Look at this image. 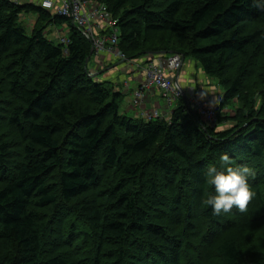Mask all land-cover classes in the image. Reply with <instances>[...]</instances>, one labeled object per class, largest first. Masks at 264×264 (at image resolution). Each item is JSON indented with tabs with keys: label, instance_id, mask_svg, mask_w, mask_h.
Returning <instances> with one entry per match:
<instances>
[{
	"label": "trees",
	"instance_id": "16d2710c",
	"mask_svg": "<svg viewBox=\"0 0 264 264\" xmlns=\"http://www.w3.org/2000/svg\"><path fill=\"white\" fill-rule=\"evenodd\" d=\"M97 1L129 59L176 52L216 76L218 122L183 96L170 121L123 113V93L88 74L92 43L76 26L0 0V264H246L239 240L264 225V13L252 0ZM64 22L69 42L55 43L46 29ZM221 154L255 170L242 214L204 204Z\"/></svg>",
	"mask_w": 264,
	"mask_h": 264
},
{
	"label": "built area",
	"instance_id": "2783aa9c",
	"mask_svg": "<svg viewBox=\"0 0 264 264\" xmlns=\"http://www.w3.org/2000/svg\"><path fill=\"white\" fill-rule=\"evenodd\" d=\"M16 4H25V0H10ZM41 6L52 14L66 17L76 28L91 41L95 55L108 51L114 54L123 62L137 67L146 73L144 82L133 92L132 104L139 107L144 103L146 91L151 88H159L163 98L168 105H172L178 98L184 95V91L177 86L176 80L166 74L165 66L172 73H178L183 66V57L179 53L172 54H147L144 58L131 60L119 48V29L117 20L112 15L105 3L97 0H60L55 3L53 0H42ZM64 44L69 42L68 32L60 37ZM191 91L189 104L205 121L214 125L218 122L216 105L211 99L204 95L195 94ZM173 111V110H172ZM148 110L144 112L146 118L159 116Z\"/></svg>",
	"mask_w": 264,
	"mask_h": 264
},
{
	"label": "rangeland",
	"instance_id": "374dc122",
	"mask_svg": "<svg viewBox=\"0 0 264 264\" xmlns=\"http://www.w3.org/2000/svg\"><path fill=\"white\" fill-rule=\"evenodd\" d=\"M185 9L187 11V8H185ZM25 23L28 24V27L31 25L28 22V20H25ZM33 26H31L29 28L32 29ZM52 38H53V41L55 43L59 42V39L54 38V37H52ZM119 48L121 50V47H119ZM99 57H97V58H98L99 63L102 65V67H104L103 65H105L104 60H106V62L108 64H112V65L114 64V61L112 62V60L103 58V56H101L100 58ZM142 58H144V57H138V58H134L131 60H138V59H142ZM94 59H95V55L92 56L91 61H95ZM189 59H191V60L193 59L198 64V66L192 67V73L189 74L190 79H189V81H187V83H185L183 85L190 88L191 91L195 90L196 91L195 94L204 95V96L209 97L211 99V101L218 108V106L220 104V100H221L223 93H224V88H223V86H221V84H219L220 83L219 79L216 76H208L204 72V70L202 69L201 64L196 59H194V58H189ZM189 61H188V63H189ZM263 61H264V59H263ZM115 64H118V65L124 64V62L123 61L121 62L119 59H117L115 61ZM183 64H184V62H183ZM115 67H117V66H115ZM165 69H166L165 70L166 74L168 76L173 77L174 80H176V78L178 77V74L172 73L170 70H168L169 69L168 65L165 66ZM87 70H88V72H89L88 74L91 76V78H94L95 81L100 82V80L96 79L97 76L96 75L94 76V73L92 72L91 63H88ZM229 71H230V67H229ZM106 78H108V75L106 76ZM105 81H107L106 84H108L109 87L113 88V91L116 90V88L114 87L115 84L113 82L109 81L108 79L102 80V82H105ZM124 96H125V94L123 93V98H124ZM212 98L214 99V101ZM165 102H166V100H165ZM123 106H124V104L122 103V107ZM238 106H239L238 100L232 101L229 105H227L226 107H224L222 109L220 116H222L223 119H225L226 116L232 117L235 114V110ZM122 107H121V111L123 113H125L129 116H132L130 111H127L128 108L123 109ZM168 109H169V107H164V110H165L164 111L163 109H158V108L152 109V108H147V107L144 108L143 107L142 108L143 111L141 109H137L136 111L139 114L138 117H142V116L145 117V115H144L145 111L151 110V111H153L152 113H155L157 110H161L159 116H155V118H160V119L170 121L172 118L171 117L172 111L170 112V110H168ZM220 120H222V119L220 118ZM203 121H204V119H203ZM232 124H233L232 121L225 119V120H222V122L218 128L219 129L228 128ZM248 209H249V207H247V210ZM236 211H238V210H236ZM47 213H48V211H47ZM238 214H242V213L240 212ZM231 216H233V215H231ZM185 234H186V231H184V229H182L181 230V237H185ZM234 234H236V238H237L238 233H234ZM239 245H240V249H241L242 259L245 261L246 264H248V263L249 264H258L256 262H254V260H253L255 257L260 258L264 261V225H262V226L260 225L259 227H256L255 229L248 230L246 232V234L243 236V239L239 240ZM213 255L214 256H211V258H209L207 260L206 264H225L221 256H219L218 254H213ZM250 257H252L253 259L250 260Z\"/></svg>",
	"mask_w": 264,
	"mask_h": 264
},
{
	"label": "crops",
	"instance_id": "0c3cea01",
	"mask_svg": "<svg viewBox=\"0 0 264 264\" xmlns=\"http://www.w3.org/2000/svg\"><path fill=\"white\" fill-rule=\"evenodd\" d=\"M25 1L28 3H34L38 5L41 3L42 0H25ZM53 1L55 3L60 2V0H53ZM23 18L25 20H28V22L31 24L29 27L35 25L37 21V15L35 14H26L24 15ZM69 23L64 22L61 24H50L46 29V35L52 40H53L52 37L60 39V35H63L65 32H69L70 30ZM101 56H103V58L112 60V62L114 61V64L113 65L108 64L106 60H104L105 65H103L104 67H102V65L98 61L97 56L95 55V59H94L95 61H91V59L89 61V63H91V69H92V72L94 73V76L96 75L97 76L96 79L100 81L108 79L109 81L115 84L116 90L121 91L122 93L125 94L123 101H122V103L124 104L123 109L128 108L127 111H130L133 117H138L139 114L136 110L137 109L142 110L143 107L152 108V109L158 108V109H163V110H164V107H169L168 110H170V112L175 108L176 105L175 106L174 104L168 105V103L165 102V99L163 98L161 90L159 88H151L150 90H147L144 103L140 105L139 107L134 106L132 104L133 92L144 82L146 78V73L141 71L137 67H134L128 64L127 62H126L127 64L125 62L124 64H119V65L115 64V61L118 58L114 54L108 51L100 52V57ZM187 60L188 61L190 60L189 63ZM196 66H198V64L193 59L191 60L189 58H185L183 67L178 72L179 82H180L181 87L184 89V94L187 96V101L189 97L191 96V89L183 84L189 81L190 79L189 74L192 73V67H196ZM107 75H108V78H106ZM158 111L160 112L161 110H158Z\"/></svg>",
	"mask_w": 264,
	"mask_h": 264
},
{
	"label": "clouds",
	"instance_id": "9594fccd",
	"mask_svg": "<svg viewBox=\"0 0 264 264\" xmlns=\"http://www.w3.org/2000/svg\"><path fill=\"white\" fill-rule=\"evenodd\" d=\"M39 5H41V3ZM252 6L255 7L258 12L264 13V0H252ZM94 54L95 52L93 49L92 56ZM162 54L172 53L163 52ZM187 103L189 104V99ZM232 165L233 161L230 159L229 155L221 154L218 161L208 165L204 172L207 185L212 186L213 189L204 200V204L210 207L213 216L219 217L223 214L230 213L234 208L244 213L254 196L249 186V178L255 175V170L247 165L235 167Z\"/></svg>",
	"mask_w": 264,
	"mask_h": 264
},
{
	"label": "water",
	"instance_id": "95a60500",
	"mask_svg": "<svg viewBox=\"0 0 264 264\" xmlns=\"http://www.w3.org/2000/svg\"><path fill=\"white\" fill-rule=\"evenodd\" d=\"M165 53H169V52H165ZM170 53H173V52H170ZM93 54V48H92V51H91V55ZM185 57L183 56V59H184ZM90 61V57L87 59V63ZM176 84H177V86H179L181 89H182V87H181V85H180V82H179V76L176 78ZM183 90V89H182ZM184 98H185V100L187 101V96L184 94ZM189 109L190 110H193L192 109V107L189 105Z\"/></svg>",
	"mask_w": 264,
	"mask_h": 264
},
{
	"label": "bare ground",
	"instance_id": "6f19581e",
	"mask_svg": "<svg viewBox=\"0 0 264 264\" xmlns=\"http://www.w3.org/2000/svg\"><path fill=\"white\" fill-rule=\"evenodd\" d=\"M110 10V9H109ZM183 67V66H182Z\"/></svg>",
	"mask_w": 264,
	"mask_h": 264
}]
</instances>
